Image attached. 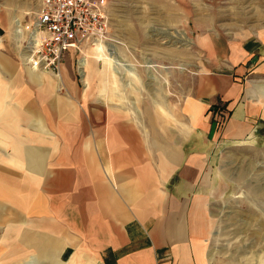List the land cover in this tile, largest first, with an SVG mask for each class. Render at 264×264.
Segmentation results:
<instances>
[{
    "label": "crops",
    "instance_id": "crops-1",
    "mask_svg": "<svg viewBox=\"0 0 264 264\" xmlns=\"http://www.w3.org/2000/svg\"><path fill=\"white\" fill-rule=\"evenodd\" d=\"M197 43L186 84L180 49L175 65L126 66L145 88L132 100L149 101L135 114L96 110L89 124L68 101L48 104L31 143L17 138L19 110L0 117V139L15 136L12 154L0 141V218L28 220L23 264H214L223 156L264 138V32L209 30Z\"/></svg>",
    "mask_w": 264,
    "mask_h": 264
},
{
    "label": "rangeland",
    "instance_id": "rangeland-1",
    "mask_svg": "<svg viewBox=\"0 0 264 264\" xmlns=\"http://www.w3.org/2000/svg\"><path fill=\"white\" fill-rule=\"evenodd\" d=\"M41 2L0 0V117L4 115L8 122L13 118L8 115L12 112L9 109L19 110L17 138L28 143L33 141L30 136L37 114L42 118L48 104L61 106L68 101L82 114H93L88 117L89 124L96 123V110L142 111L149 101L132 100L139 92L144 94L143 85L132 83L142 72L133 69L134 74H128L126 66L143 64L150 56H162L167 64L175 65V51L180 49L186 84L193 64L202 61L195 46L199 35L209 30L264 32V0H105L109 22L106 39L70 55V66L57 77L50 71L27 69L21 59L22 47L29 38L25 25L32 22ZM15 19L21 25L19 33H15ZM114 51L121 60L117 72L112 69L116 65L109 61ZM82 59L86 60L83 65ZM137 119L145 121L144 117ZM41 136L53 135L44 132ZM12 140L15 136L10 132L0 139L9 154L13 152ZM222 161L226 187L209 207L218 253L214 264H264V138L250 147L227 152ZM24 166L18 170L32 167L28 163ZM24 220L6 222L5 211L3 221L0 218V264H23L16 252L17 248L21 251L22 239L29 232L28 220Z\"/></svg>",
    "mask_w": 264,
    "mask_h": 264
},
{
    "label": "built area",
    "instance_id": "built-area-1",
    "mask_svg": "<svg viewBox=\"0 0 264 264\" xmlns=\"http://www.w3.org/2000/svg\"><path fill=\"white\" fill-rule=\"evenodd\" d=\"M104 5L105 0H42L32 22L25 25L29 38L22 47L23 64L59 77L68 54L106 39L109 22Z\"/></svg>",
    "mask_w": 264,
    "mask_h": 264
},
{
    "label": "bare ground",
    "instance_id": "bare-ground-1",
    "mask_svg": "<svg viewBox=\"0 0 264 264\" xmlns=\"http://www.w3.org/2000/svg\"><path fill=\"white\" fill-rule=\"evenodd\" d=\"M20 28H21V25L19 24V21H18V19H15V33H19L20 32ZM98 43V42H97ZM97 45H99L98 46V50H102V47L100 46V44H97ZM96 47V46H95ZM101 48V49H100ZM27 52H25V54H26ZM79 61H80V59H79ZM85 59H82L81 60V62H82V65H83V63H85ZM109 61H110V63H114L116 66H118L120 63H121V60L119 59V57H118V55H117V52H111L110 54H109ZM112 69H114L113 71L114 72H117L116 70H117V67L116 68H114L113 66H112ZM126 71L128 72V74H133L132 73V70L130 69V68H127L126 69Z\"/></svg>",
    "mask_w": 264,
    "mask_h": 264
}]
</instances>
